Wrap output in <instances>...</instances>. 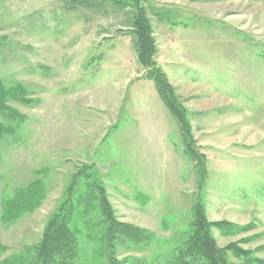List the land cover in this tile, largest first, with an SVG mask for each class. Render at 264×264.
Wrapping results in <instances>:
<instances>
[{"label": "rangeland", "instance_id": "374dc122", "mask_svg": "<svg viewBox=\"0 0 264 264\" xmlns=\"http://www.w3.org/2000/svg\"><path fill=\"white\" fill-rule=\"evenodd\" d=\"M144 1L155 59L205 161L204 186L139 64L129 11L106 0H0V80L28 101L9 102L14 134L0 142V264L40 241L77 175L76 264H106L98 188L119 221L152 234L119 260L167 264L201 201L211 221L245 228L213 230L219 247L248 253L246 263L229 254V264H264V0ZM39 182L42 203L5 223L6 203L26 204Z\"/></svg>", "mask_w": 264, "mask_h": 264}, {"label": "trees", "instance_id": "16d2710c", "mask_svg": "<svg viewBox=\"0 0 264 264\" xmlns=\"http://www.w3.org/2000/svg\"><path fill=\"white\" fill-rule=\"evenodd\" d=\"M106 1L118 9L129 11L132 15L131 22L135 35L134 45L139 64L148 71L150 79L157 84L162 101L178 121L185 153L193 162H196V167L202 169L205 161H203V158L198 157L197 150L194 147L195 142L190 131L191 126L186 120V111L182 106L180 107L179 96L155 59L157 56L156 42L153 38V30L147 15L146 1ZM11 101L27 104L26 92L18 87L6 89L0 80V142L14 134L13 129L6 124L7 121L12 122L16 119V114H13V111H10L8 107ZM200 164L202 166H199ZM201 174V187H203L205 179H207L206 171L202 169ZM79 177L80 175H77L73 178V183L67 190L66 199L46 223L40 241L26 252L25 256L10 257L4 260L2 264H76L79 262L81 250L78 232L72 225L77 209L73 202L74 188H76ZM93 186L94 183H92ZM35 189L37 190V195L29 199L28 202L26 201V204L22 205L19 202L6 203L5 223H10V221L18 219L23 214L33 212L42 203L41 194H43L44 189L40 182L29 186L26 190L30 192L31 190L35 191ZM98 190L101 194H105L103 188H98ZM101 194L100 197L98 196L99 199L96 200L98 201L102 224L95 225L96 228L102 227L100 230L102 233L100 244L103 255L106 257V264H130L125 259H118L119 250L130 245L134 247L147 245L152 240V234L135 225L119 221L106 195L102 196ZM192 212L193 218L188 239L186 243H182V247L177 248L176 255L167 264H229V254L236 259L243 260L244 263L249 261L250 258H248L247 251L236 244H229L221 248L213 236V230L229 235L230 233L234 234L238 233V231H243L245 228L237 227L228 221H211L208 218L205 205L201 201L194 205ZM86 214L87 217L90 216L89 212ZM2 224L3 219L0 215V229ZM87 224L90 231L95 229L91 226L90 220L87 221ZM92 225L94 224L92 223ZM6 252L7 248L0 244V258Z\"/></svg>", "mask_w": 264, "mask_h": 264}]
</instances>
